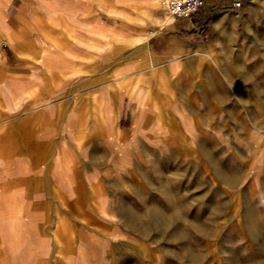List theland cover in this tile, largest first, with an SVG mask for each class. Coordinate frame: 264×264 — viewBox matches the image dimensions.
I'll return each mask as SVG.
<instances>
[{
    "label": "crops",
    "instance_id": "1",
    "mask_svg": "<svg viewBox=\"0 0 264 264\" xmlns=\"http://www.w3.org/2000/svg\"><path fill=\"white\" fill-rule=\"evenodd\" d=\"M228 3L153 39L150 0H0V264L116 257L145 209V164L213 111L193 58Z\"/></svg>",
    "mask_w": 264,
    "mask_h": 264
},
{
    "label": "rangeland",
    "instance_id": "2",
    "mask_svg": "<svg viewBox=\"0 0 264 264\" xmlns=\"http://www.w3.org/2000/svg\"><path fill=\"white\" fill-rule=\"evenodd\" d=\"M158 1L143 15L151 38L186 28ZM207 14L191 75L213 111L192 116L178 155L145 164L140 225L109 264H264V0Z\"/></svg>",
    "mask_w": 264,
    "mask_h": 264
},
{
    "label": "built area",
    "instance_id": "3",
    "mask_svg": "<svg viewBox=\"0 0 264 264\" xmlns=\"http://www.w3.org/2000/svg\"><path fill=\"white\" fill-rule=\"evenodd\" d=\"M219 1H228L230 8L234 10H239L243 7V3L240 0H161L160 7L165 14L172 17L188 18L204 8L208 2Z\"/></svg>",
    "mask_w": 264,
    "mask_h": 264
},
{
    "label": "bare ground",
    "instance_id": "4",
    "mask_svg": "<svg viewBox=\"0 0 264 264\" xmlns=\"http://www.w3.org/2000/svg\"><path fill=\"white\" fill-rule=\"evenodd\" d=\"M161 0H159L158 1V5H160V2ZM150 2H151V4L149 5V8L150 9H145L144 10V12L143 13H145L146 15H148L149 13H151V9H153V7H155V4H156V0H150ZM161 8V7H160ZM154 10V9H153ZM153 10H152V13H153ZM152 17V16H151ZM133 18V17H132ZM169 18H172V16H170V15H168V19ZM152 19V18H151ZM151 19H150V21H151ZM139 20H141V19H139ZM153 21V20H152ZM148 23H150V22H148ZM13 41V40H12ZM210 44V43H209ZM213 44V43H212ZM214 45V44H213ZM210 50V49H209ZM207 52V51H206ZM204 53V52H203ZM203 55V54H202ZM207 56V55H206ZM209 58L211 57V56H208Z\"/></svg>",
    "mask_w": 264,
    "mask_h": 264
}]
</instances>
